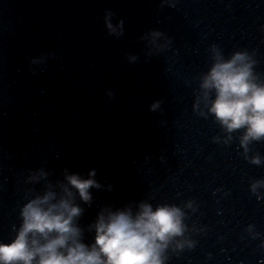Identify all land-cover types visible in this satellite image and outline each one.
Segmentation results:
<instances>
[{"label": "clouds", "instance_id": "1", "mask_svg": "<svg viewBox=\"0 0 264 264\" xmlns=\"http://www.w3.org/2000/svg\"><path fill=\"white\" fill-rule=\"evenodd\" d=\"M245 60L241 53L218 60L202 82V88L215 92L209 112L220 124L229 132L245 128L242 143L264 137V85L254 82ZM67 180L84 201L90 199L88 189L98 187L75 174ZM52 198L48 193L24 205L15 239L0 244V264H163L168 241L184 230L180 209L143 204L134 216L128 211L98 216L89 247L79 242L73 225L81 209L66 199L49 203Z\"/></svg>", "mask_w": 264, "mask_h": 264}, {"label": "water", "instance_id": "2", "mask_svg": "<svg viewBox=\"0 0 264 264\" xmlns=\"http://www.w3.org/2000/svg\"><path fill=\"white\" fill-rule=\"evenodd\" d=\"M256 264H264V243L262 245V248H261Z\"/></svg>", "mask_w": 264, "mask_h": 264}]
</instances>
